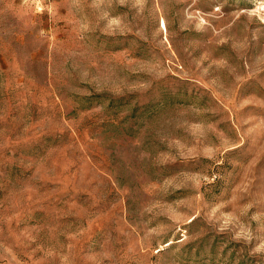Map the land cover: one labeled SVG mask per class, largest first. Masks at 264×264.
<instances>
[{"label":"rangeland","instance_id":"374dc122","mask_svg":"<svg viewBox=\"0 0 264 264\" xmlns=\"http://www.w3.org/2000/svg\"><path fill=\"white\" fill-rule=\"evenodd\" d=\"M264 0H0V264H264Z\"/></svg>","mask_w":264,"mask_h":264},{"label":"bare ground","instance_id":"6f19581e","mask_svg":"<svg viewBox=\"0 0 264 264\" xmlns=\"http://www.w3.org/2000/svg\"><path fill=\"white\" fill-rule=\"evenodd\" d=\"M264 6V5H263Z\"/></svg>","mask_w":264,"mask_h":264}]
</instances>
